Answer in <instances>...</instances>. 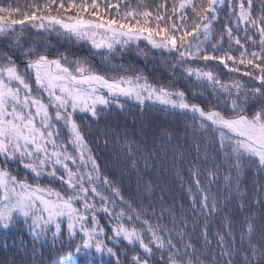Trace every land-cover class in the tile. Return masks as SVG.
<instances>
[{
  "label": "snow or ice",
  "instance_id": "obj_1",
  "mask_svg": "<svg viewBox=\"0 0 264 264\" xmlns=\"http://www.w3.org/2000/svg\"><path fill=\"white\" fill-rule=\"evenodd\" d=\"M26 7L0 0V36L23 57L21 68L15 54H0V230L31 237L32 264H47L36 245L48 244L55 264H264V0H32ZM28 29L89 45L112 62L111 71L25 47ZM142 42L172 57L173 77L199 86L193 100L143 73L119 71L125 66L113 58ZM127 101L190 115L184 131L190 127L197 139V158L177 160L174 152L171 161L178 173L188 165L187 210L156 198L164 189L153 173L167 164L155 143L148 150L143 128L142 141L127 139L125 130L126 152L117 139V155L125 158L119 175L95 154L91 125L114 109L124 112ZM113 131L100 130L96 148L100 137L107 148ZM171 135L164 129L161 143H171ZM249 173L251 201L240 191V177ZM133 174L136 187L126 191ZM237 199L239 212L247 208L243 220L225 216L213 232L212 222Z\"/></svg>",
  "mask_w": 264,
  "mask_h": 264
},
{
  "label": "trees",
  "instance_id": "obj_2",
  "mask_svg": "<svg viewBox=\"0 0 264 264\" xmlns=\"http://www.w3.org/2000/svg\"><path fill=\"white\" fill-rule=\"evenodd\" d=\"M6 2L12 3L14 6H19L22 11L27 10V5L32 3V0H6ZM8 37L0 36V51L3 54H15L17 63L23 67V57L19 53H15L14 49H11L8 45ZM21 40L25 47L40 45L41 51H47L53 56L58 52L64 53L71 60L75 57L85 58L90 63L97 65L101 72L105 70L111 71L112 62H104L99 57L92 54L90 46L82 44L76 41H69L66 37L58 36L55 33H41L36 34V30L28 29L21 35ZM44 45H47L45 48ZM172 57L162 56L159 52L152 50L150 46H146L145 43H140L139 46L133 45L131 48L124 51L122 54H118L113 58L115 64H123L125 67L119 69L122 74L135 75L136 73H143L147 77L148 81L157 85L167 86L186 92L188 99L193 100L194 91H198L199 86L194 83H188L179 77L177 73L176 77L172 76V70L169 66V61ZM105 64L108 65L105 68ZM194 102H200L195 100ZM191 125L190 115L187 117L177 116L172 114L171 110H162L161 106L146 102V106L143 108L137 106L134 101L126 102V110L120 112L118 109H114L110 114H102V119L97 124L91 125V132L89 133V127L85 126V132L90 134V138L93 140V148L96 155L101 156L100 163L104 165L108 164V169L113 171L114 174L119 175V166L124 163V156H119L117 153L120 151L119 147H114L117 139L121 145L124 146L125 152L127 151V145L125 144V130H127V139L131 140L135 137L137 140L142 141L145 139L144 134L141 132L143 128L147 133L148 150H152L153 143L161 149L158 154L159 159L163 160L167 164V167L157 166V169L153 173L155 177L160 180V187L164 189L161 193L156 191V198L159 199L161 195L167 197L165 201V208H170L173 205L179 208L181 204L185 206L187 210V187L189 182L188 165H183V171L177 172L172 165L173 153H176V158L179 160L183 155L187 160H195L197 158V139L194 138V133L189 127L185 132L186 126ZM109 128L113 131V138L109 141L108 147L105 148L103 144V137H100V146L96 148L95 141L97 134L100 130ZM164 129L172 130L171 143H161V132ZM115 130H119L120 135L117 138L115 136ZM203 140L204 138H200ZM201 153L200 158H203L204 145L200 144ZM164 149H167V156L164 155ZM211 150H209L210 153ZM144 165L141 164V169ZM179 167V165H176ZM20 176L25 173L21 169L17 170ZM201 171H207L205 168H201ZM30 175V174H29ZM183 181V185L181 184ZM255 182L254 177L249 173L240 177V191L241 193H247L249 201L255 199V194L252 190V185ZM43 183H48L44 180ZM58 186V185H57ZM129 186L132 190L135 189V175L131 177V184L128 180H125V190L127 191ZM155 187V185H154ZM215 187V186H214ZM235 187V180L233 188ZM233 195H238L233 192ZM221 204L225 203L224 197H227V193L223 191L221 186ZM240 200H234L224 211L220 213L212 222V231L217 230V226L224 223L223 217L234 215L236 216V223H239L244 218V212H247L245 208L244 212H239ZM259 209V205L256 206ZM159 211V210H158ZM180 212L176 213L177 218H180ZM257 217L260 216V212L256 211ZM259 224V219H258ZM100 223L107 226L108 221L103 214L100 215ZM155 223V221H153ZM171 227V225H168ZM22 227V225L20 226ZM23 236L24 246L18 245V237ZM195 239V237H193ZM14 241L16 243H14ZM5 243L7 247H5ZM27 249L25 252L24 249ZM33 242L31 237L26 232H21L18 229H11L9 231L0 230V259H6L9 261L15 260L16 264H32L33 255ZM37 257L42 258L47 264H55L57 259L56 249L50 244L45 245L41 249L40 245H36ZM132 253H129L131 255Z\"/></svg>",
  "mask_w": 264,
  "mask_h": 264
},
{
  "label": "rangeland",
  "instance_id": "obj_3",
  "mask_svg": "<svg viewBox=\"0 0 264 264\" xmlns=\"http://www.w3.org/2000/svg\"><path fill=\"white\" fill-rule=\"evenodd\" d=\"M32 30V29H31ZM33 30H35V29H33ZM37 31V30H36ZM0 54H3V52L2 51H0ZM23 68V67H22ZM148 102H150V103H152L151 101H148ZM159 106V105H158ZM13 167H16L15 165H13ZM21 170L22 169V167L21 168H18L17 170ZM23 170V169H22ZM24 171V170H23ZM108 221V220H107ZM108 224V223H107Z\"/></svg>",
  "mask_w": 264,
  "mask_h": 264
}]
</instances>
